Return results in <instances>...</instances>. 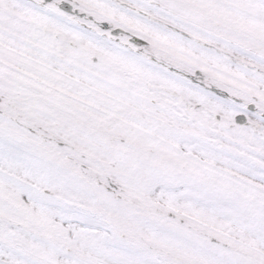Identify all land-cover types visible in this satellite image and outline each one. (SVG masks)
Segmentation results:
<instances>
[{"label": "snow or ice", "instance_id": "6c2138e0", "mask_svg": "<svg viewBox=\"0 0 264 264\" xmlns=\"http://www.w3.org/2000/svg\"><path fill=\"white\" fill-rule=\"evenodd\" d=\"M0 264H264V0H0Z\"/></svg>", "mask_w": 264, "mask_h": 264}]
</instances>
